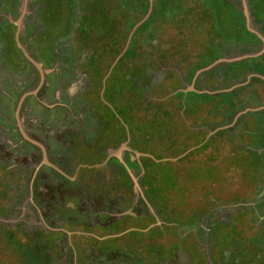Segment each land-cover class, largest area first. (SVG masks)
<instances>
[{
    "label": "rangeland",
    "instance_id": "rangeland-1",
    "mask_svg": "<svg viewBox=\"0 0 264 264\" xmlns=\"http://www.w3.org/2000/svg\"><path fill=\"white\" fill-rule=\"evenodd\" d=\"M0 264H264V0H0Z\"/></svg>",
    "mask_w": 264,
    "mask_h": 264
},
{
    "label": "flooded vegetation",
    "instance_id": "flooded-vegetation-1",
    "mask_svg": "<svg viewBox=\"0 0 264 264\" xmlns=\"http://www.w3.org/2000/svg\"><path fill=\"white\" fill-rule=\"evenodd\" d=\"M53 86H52V84L50 85V88H52ZM235 88H237V87H235ZM230 90H232V88L230 89ZM237 91V90H236ZM235 92V91H234ZM234 94V95H233ZM231 95H233V97L236 95V93H231L229 96H231ZM54 96V95H53ZM47 97H51V95H50V92H49V94L47 95ZM224 101H225V103H228V104H235V100L234 99H229V98H225L224 99ZM49 102V101H48ZM65 114H67L66 112H65ZM65 122V121H64ZM63 125H65L64 123H63ZM203 132H204V130H203ZM206 140H208V139H205V140H203L204 142L206 141ZM26 146H30L31 148H35V149H38V151H39V156H40V160H41V162L42 163H44L43 162V158H45V160H46V155H47V151H45V149H43L42 148V150H41V148L39 147V146H37L36 144H34L32 141H30L29 139H26ZM35 146H37V147H35ZM51 154V153H50ZM52 155V154H51ZM57 156L59 155V154H56ZM54 159V158H53ZM58 158H56V159H54V160H57ZM44 164H47V161H46V163H44ZM41 165V164H40ZM49 168L50 169H52L53 170V172L54 173H61V170H63V169H61L60 168V166H58V167H55V166H53L52 164L51 165H49ZM37 171V170H36ZM35 171V172H36ZM33 172V171H32ZM66 172V170L64 171V173ZM92 172H93V169H92ZM96 173V172H95ZM94 173V174H95ZM34 174V173H33ZM42 174V173H41ZM40 174V175H41ZM61 174H63V173H61ZM104 174V173H103ZM102 174V175H103ZM91 175H93V174H91ZM64 176H66V175H64ZM104 176H105V178H103V176H102V179H101V185H100V187H115L117 184H114V183H112L113 181H114V179H117L118 178V175H115V176H113V177H109V175L108 174H104ZM41 177H42V175H41ZM46 177V176H45ZM67 177V176H66ZM68 178V177H67ZM43 178H41L40 180H41V182L43 181L42 180ZM96 183L95 184H97V180L95 181ZM98 186V185H97ZM120 187H124V185L122 184V183H120ZM101 198H103V199H105L104 198V196L103 197H101ZM107 200V203H108V205L106 206V207H108V208H110L111 209V215L110 216H113L112 215V213L113 214H115V213H118L117 212V210H119L123 205H124V201H125V198L123 197V195L122 196H119V197H117V199H116V202L115 203H111V201L109 202L108 200H110V199H106ZM112 204V205H111ZM103 214H106V215H108L106 212H103ZM102 214V215H103ZM118 216H120V214H118ZM133 216H136L135 214H133ZM117 217V216H116Z\"/></svg>",
    "mask_w": 264,
    "mask_h": 264
},
{
    "label": "water",
    "instance_id": "water-1",
    "mask_svg": "<svg viewBox=\"0 0 264 264\" xmlns=\"http://www.w3.org/2000/svg\"><path fill=\"white\" fill-rule=\"evenodd\" d=\"M221 61V60H220ZM35 66V68L39 71V68H38V65L37 64H34ZM42 149V148H41ZM43 162L45 163L46 162V160H45V158H43Z\"/></svg>",
    "mask_w": 264,
    "mask_h": 264
}]
</instances>
